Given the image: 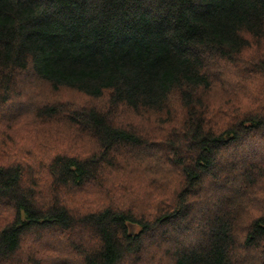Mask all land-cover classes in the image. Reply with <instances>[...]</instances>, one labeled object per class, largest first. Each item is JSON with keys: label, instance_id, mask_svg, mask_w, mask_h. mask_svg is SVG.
<instances>
[{"label": "trees", "instance_id": "obj_1", "mask_svg": "<svg viewBox=\"0 0 264 264\" xmlns=\"http://www.w3.org/2000/svg\"><path fill=\"white\" fill-rule=\"evenodd\" d=\"M28 113L55 145L0 136V264H264V0H0Z\"/></svg>", "mask_w": 264, "mask_h": 264}, {"label": "rangeland", "instance_id": "obj_2", "mask_svg": "<svg viewBox=\"0 0 264 264\" xmlns=\"http://www.w3.org/2000/svg\"><path fill=\"white\" fill-rule=\"evenodd\" d=\"M22 87H23L22 89L24 92L23 96H25L26 98L33 99L34 103H35V101H40V104H43V103L57 101V100L65 101V102L71 101V102H75L77 104H82V103L87 104L88 103L83 98L78 96L76 93H70V92L68 93V91L67 92L61 91L57 94V96L56 95L53 96L51 94V88L48 87L47 84L39 83V82H33V80H31V78H28L24 82V84H22ZM29 91H32L33 93L36 94L35 99L32 96L27 97L26 94L29 93ZM32 115H33L32 113H28V114L24 115V118L21 121H17L16 123H15V121L14 122H7V121H4L3 119L0 120V136H2L4 132H5V135L9 132V129H7V128L5 129V127L7 126V124H10V125H12V128L14 129V131L17 134H19L20 136L24 137V139H25V140H22L17 135H15V142L18 143V140H21V143L23 145L27 144V146H30V147H34L36 144H39L43 148L54 147L55 137L52 135L44 134L45 129L43 127H41L40 124H38L33 119ZM63 147L66 149H72L73 148V147H71L70 144L64 145ZM46 148L44 150H46ZM13 157H15V156H13ZM33 165H34V167H31V169H33V171H31V172H33L34 177H38V178L32 177V179H34L35 182H38L39 185H41V187H43L44 184L42 181H44V180L42 177L39 178L40 174H38V172L40 171V168H39V166H36V164H33ZM29 178H30V176H28V178H25V180H27ZM9 212H10L9 210L0 209V213L4 214L3 216L0 217V226L6 223L7 219H5V217L10 216ZM49 241H52L54 245H51V243H50V244L46 245V248L51 249V251H53L54 253L61 254V251L59 252L60 248H58L57 243L54 242V240H49ZM48 256H49V254H48ZM65 258L66 257H62L61 259L65 260Z\"/></svg>", "mask_w": 264, "mask_h": 264}]
</instances>
